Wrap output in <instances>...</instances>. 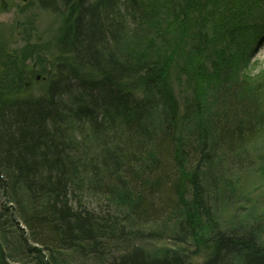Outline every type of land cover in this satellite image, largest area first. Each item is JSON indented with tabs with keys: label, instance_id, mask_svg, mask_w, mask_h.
I'll return each mask as SVG.
<instances>
[{
	"label": "trees",
	"instance_id": "1",
	"mask_svg": "<svg viewBox=\"0 0 264 264\" xmlns=\"http://www.w3.org/2000/svg\"><path fill=\"white\" fill-rule=\"evenodd\" d=\"M35 1L68 59L0 106V264H264V0Z\"/></svg>",
	"mask_w": 264,
	"mask_h": 264
},
{
	"label": "rangeland",
	"instance_id": "2",
	"mask_svg": "<svg viewBox=\"0 0 264 264\" xmlns=\"http://www.w3.org/2000/svg\"><path fill=\"white\" fill-rule=\"evenodd\" d=\"M61 23L35 0H0V106L46 94L55 62L68 59L59 44ZM251 47L242 73L255 76L264 71V38Z\"/></svg>",
	"mask_w": 264,
	"mask_h": 264
},
{
	"label": "water",
	"instance_id": "3",
	"mask_svg": "<svg viewBox=\"0 0 264 264\" xmlns=\"http://www.w3.org/2000/svg\"><path fill=\"white\" fill-rule=\"evenodd\" d=\"M23 1H25V0H23Z\"/></svg>",
	"mask_w": 264,
	"mask_h": 264
}]
</instances>
